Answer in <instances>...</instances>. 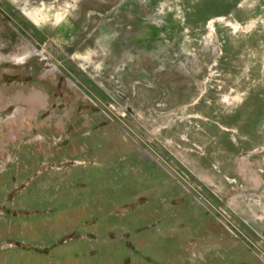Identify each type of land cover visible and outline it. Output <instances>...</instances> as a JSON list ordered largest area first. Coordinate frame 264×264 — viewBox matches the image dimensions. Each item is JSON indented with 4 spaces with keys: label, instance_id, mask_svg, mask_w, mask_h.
Returning a JSON list of instances; mask_svg holds the SVG:
<instances>
[{
    "label": "rangeland",
    "instance_id": "obj_1",
    "mask_svg": "<svg viewBox=\"0 0 264 264\" xmlns=\"http://www.w3.org/2000/svg\"><path fill=\"white\" fill-rule=\"evenodd\" d=\"M0 264H264V0H0Z\"/></svg>",
    "mask_w": 264,
    "mask_h": 264
}]
</instances>
